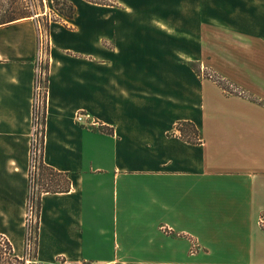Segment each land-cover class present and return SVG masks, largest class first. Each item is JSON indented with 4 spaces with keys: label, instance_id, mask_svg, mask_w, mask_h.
Here are the masks:
<instances>
[{
    "label": "crops",
    "instance_id": "obj_1",
    "mask_svg": "<svg viewBox=\"0 0 264 264\" xmlns=\"http://www.w3.org/2000/svg\"><path fill=\"white\" fill-rule=\"evenodd\" d=\"M116 1L50 31L42 160L71 188L41 196L36 261L264 264V80L219 65L264 57V0ZM38 45L30 19L0 26V220L26 206Z\"/></svg>",
    "mask_w": 264,
    "mask_h": 264
},
{
    "label": "rangeland",
    "instance_id": "obj_2",
    "mask_svg": "<svg viewBox=\"0 0 264 264\" xmlns=\"http://www.w3.org/2000/svg\"><path fill=\"white\" fill-rule=\"evenodd\" d=\"M75 9L76 13L73 20H68L63 17L57 10H55L54 3L49 0H43L40 2L39 0L35 2L36 8L38 9V14L33 16L30 20L35 22L38 31V44L40 40V31H43L44 37H47L50 40V31L52 27L56 25H68L72 22H83L87 20V22H106V13L105 11L99 10L98 5H94L85 0H68ZM117 5V1L114 2V6ZM58 9L62 8L65 10L63 4L55 5ZM81 17V18H80ZM46 26H48L49 31L46 30ZM254 48L259 47L260 43L252 44ZM239 50L238 58L236 60H226L225 62L220 63V67L223 69L224 73L234 74L239 67H242V70H250L253 73L255 72L257 78L260 80H264V57H260L255 51L247 52L242 49ZM255 50V49H254ZM240 59V60H239ZM215 61V60H214ZM213 59L209 60V63H214ZM199 73L201 72L200 67ZM238 70V71H239ZM203 76L209 78L211 80L217 81L219 83H223L221 85L231 86L232 82L227 79H222V77L213 75L211 72H207L205 69V73L203 72ZM202 75V74H201ZM221 79V80H217ZM233 86V85H232ZM232 89V87H230ZM235 88V87H234ZM230 90V89H229ZM260 96L263 97L264 92H259ZM260 104L264 108V97L262 100H259ZM30 189V180H28V192ZM27 192V194H28ZM10 218H6L0 220V229H10L13 244L12 252L9 253V248L4 246L2 243V239H0V264H27L26 261H31L30 264H34L33 261L37 260V222H38V206L36 212L32 215V219L29 221L28 218V210L25 204L23 206L17 207V209H13L9 212ZM27 232L31 233V240L29 243V247L27 246ZM3 236L0 235V238Z\"/></svg>",
    "mask_w": 264,
    "mask_h": 264
},
{
    "label": "built area",
    "instance_id": "obj_3",
    "mask_svg": "<svg viewBox=\"0 0 264 264\" xmlns=\"http://www.w3.org/2000/svg\"><path fill=\"white\" fill-rule=\"evenodd\" d=\"M48 37V36H47ZM44 37L43 31H40V40L38 45V55L34 67V84L32 95V121L31 134L28 150V173L30 180V189L26 198V207L28 210L29 221L32 215L37 210L39 200V179L42 173L41 167L43 164L42 153L44 143V128L47 109L48 97V54L50 51V40ZM75 122L83 128H97L99 123L92 115L85 112H78L75 115ZM42 196V195H41ZM257 226L264 232V211L260 212L257 218ZM31 233L27 232V246L31 240ZM190 253L196 254L200 251V244L192 239L190 245ZM30 264L31 261H26ZM34 264H44L38 261H33ZM53 264H71L67 260H57Z\"/></svg>",
    "mask_w": 264,
    "mask_h": 264
},
{
    "label": "trees",
    "instance_id": "obj_4",
    "mask_svg": "<svg viewBox=\"0 0 264 264\" xmlns=\"http://www.w3.org/2000/svg\"><path fill=\"white\" fill-rule=\"evenodd\" d=\"M38 0H0V26L8 25L13 22L31 19L37 15L38 9L36 8L35 2ZM43 2V0H39ZM54 3V8L63 17L68 20H73L76 9L68 2V0H49ZM89 3L98 6H114L116 0H85ZM63 4L65 10L57 8L55 5ZM46 30L49 31L48 26ZM219 81L220 79L217 78ZM219 83V82H218ZM223 84V83H220ZM223 86V85H222ZM177 129L180 131L182 138L189 143L196 144L201 142L199 130L192 122H179ZM42 173L39 179V200H38V222H37V233L39 234V214L41 207V195L43 193H64L68 192L71 188V182L68 176L64 173L55 171L54 169L42 164ZM38 234L36 238L38 241ZM2 243L8 247L9 253L12 252V245L7 241L6 238L2 237ZM38 243V242H37Z\"/></svg>",
    "mask_w": 264,
    "mask_h": 264
}]
</instances>
